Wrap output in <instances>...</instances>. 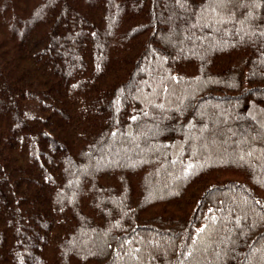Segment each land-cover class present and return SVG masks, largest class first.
Here are the masks:
<instances>
[{
    "label": "trees",
    "instance_id": "trees-1",
    "mask_svg": "<svg viewBox=\"0 0 264 264\" xmlns=\"http://www.w3.org/2000/svg\"><path fill=\"white\" fill-rule=\"evenodd\" d=\"M0 264H264V0H0Z\"/></svg>",
    "mask_w": 264,
    "mask_h": 264
}]
</instances>
